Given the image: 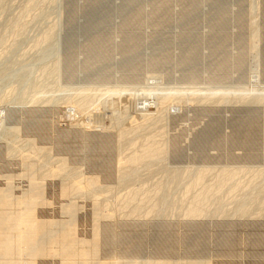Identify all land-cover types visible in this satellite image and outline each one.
<instances>
[{
	"label": "rangeland",
	"instance_id": "rangeland-1",
	"mask_svg": "<svg viewBox=\"0 0 264 264\" xmlns=\"http://www.w3.org/2000/svg\"><path fill=\"white\" fill-rule=\"evenodd\" d=\"M261 4L0 0V264H264V115L220 114L264 113Z\"/></svg>",
	"mask_w": 264,
	"mask_h": 264
},
{
	"label": "built area",
	"instance_id": "built-area-1",
	"mask_svg": "<svg viewBox=\"0 0 264 264\" xmlns=\"http://www.w3.org/2000/svg\"><path fill=\"white\" fill-rule=\"evenodd\" d=\"M155 80L156 79L154 77L148 76V77H146L144 84L136 85V86L130 88L131 90L129 92L125 91L123 93L121 91V92H119V94L116 93V94H114L116 97L114 99H111L109 97V95L106 94L104 96L107 103H108L106 108L103 107L102 109H92V111H94V114L92 116H89V105L87 104L88 108L84 111V113L82 112L83 113L82 117L89 120L92 123L97 122L98 124L100 123V124H103L104 126L112 125L113 128L108 129L109 130L108 132L113 131V133H114L116 127L126 128V126L130 123L129 121H130V118L132 116V113L127 112V115H130V117H127V119H125L120 114V112L122 111V109L120 107V103H123L124 100H125L127 105H125L124 103L123 104L128 109L127 111L132 112L130 107L132 105H134V109L137 111L136 113H134V115H136V114L140 115L142 113H149V114H147L148 116H151V117L154 116L152 112L155 111L157 108V106H156L157 97L155 95L156 94L155 88H156L157 82ZM66 92H67L66 90H64V89L62 90V93H66ZM58 96L59 95H57L56 98H58ZM110 101H112V104L111 103L109 104ZM88 103H89V101H88ZM64 105L66 106V109L68 111H69V109H72V107L70 105H68L67 103H64ZM109 107H111V109H107ZM111 110H113V112L117 113V115L114 117L113 116L110 117L106 113H104L103 115L98 114L100 111L109 112ZM144 110H145V112H142ZM170 112H172V110H170ZM157 120L158 119H156V120L150 119V120L145 121L143 118L134 120V122H136V125H139L138 130L136 133H130L126 137V140L128 138L132 139L131 136H133V135L136 137H141L143 134L146 133V132L144 133V130L147 127L155 126ZM140 125H142V126H140ZM95 127H97V126H95ZM95 127H93V128H95ZM89 130H92V129H89ZM151 132H153V130H151ZM120 147H121L122 151L125 150L127 148V143L124 142V140H122V143H120ZM150 167H152V165L149 166L148 168H150ZM162 168L161 169L157 168V170L163 171L165 169V168H163V170H162ZM142 169L143 168H139V170H142Z\"/></svg>",
	"mask_w": 264,
	"mask_h": 264
},
{
	"label": "water",
	"instance_id": "water-1",
	"mask_svg": "<svg viewBox=\"0 0 264 264\" xmlns=\"http://www.w3.org/2000/svg\"><path fill=\"white\" fill-rule=\"evenodd\" d=\"M78 1L80 2L82 0H78ZM113 1H116V3H117V0H113ZM65 5H66V0H65ZM261 6H262V9H264V0H262ZM118 19H119V16L116 19H114L113 21L116 22ZM220 114L222 116H229V117L235 116V117H243V118H246V119L247 118H259V117H261V116L264 115V113H261L258 110L249 109V107H236L232 111H225V112L224 111H220ZM189 224H190L189 227L191 229L193 227L192 224H194V223H189ZM210 225H208V227L210 228V230H212V227ZM244 229H245L244 225L239 226V233H240V231L242 232V230H244ZM220 244H221V242L218 241V238L215 239L214 242H213V244L210 247H207L209 251H206L205 250L206 251L205 254H207L208 252H210L209 255L210 254H213L215 256L216 253L220 252L222 250V248H224V244H221V245ZM233 249L239 251V248H238L237 245H235L233 247ZM243 251H244L243 254H244V256L246 258L250 256V254L248 252V249L245 248V250H243Z\"/></svg>",
	"mask_w": 264,
	"mask_h": 264
},
{
	"label": "bare ground",
	"instance_id": "bare-ground-1",
	"mask_svg": "<svg viewBox=\"0 0 264 264\" xmlns=\"http://www.w3.org/2000/svg\"><path fill=\"white\" fill-rule=\"evenodd\" d=\"M174 30H175V29H174ZM201 31H203V29H201ZM145 51H146V52H145ZM142 53H143V56H144V58H145V57H148V56L150 55L151 51L145 48V49L142 51ZM115 57H116L115 59H119V58L117 57V55H116ZM84 77L90 78V73H88V75H87V76H84ZM241 78H242V77H241Z\"/></svg>",
	"mask_w": 264,
	"mask_h": 264
}]
</instances>
